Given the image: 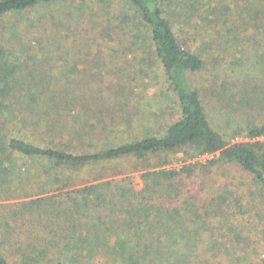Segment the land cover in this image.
I'll list each match as a JSON object with an SVG mask.
<instances>
[{"label":"rangeland","instance_id":"rangeland-1","mask_svg":"<svg viewBox=\"0 0 264 264\" xmlns=\"http://www.w3.org/2000/svg\"><path fill=\"white\" fill-rule=\"evenodd\" d=\"M164 11L181 46L204 61L195 85L213 128L231 143L254 141L244 131L248 125L264 124V2L172 0ZM142 25L124 0H58L0 17V46L17 58L13 62L20 67L16 78L22 87L67 89L84 99L87 114L79 110L73 115L71 136L49 132L43 147L59 145L73 154H95L151 134L160 136L179 119L175 94ZM214 157H195L190 149L151 163L130 158L46 170L48 175H60L55 186L44 182L48 175L39 165L31 183L21 184V194L33 192L34 199L62 195L58 206H47L52 242L40 245L54 258L66 264H125L99 254L92 259L76 257L80 248L86 255L91 245L79 247V235L96 239L104 226L91 228L98 217L79 216L73 191L124 177L141 191L144 166L165 161L171 163L167 169L193 166L181 200L188 219L185 232L197 239L193 264H264V193L233 163L203 167ZM17 164L24 168L23 161ZM226 184L232 193L230 204L219 209L213 198ZM47 233L37 228L31 240ZM246 236L255 237V250ZM96 248L97 253L107 250L100 244Z\"/></svg>","mask_w":264,"mask_h":264},{"label":"trees","instance_id":"trees-1","mask_svg":"<svg viewBox=\"0 0 264 264\" xmlns=\"http://www.w3.org/2000/svg\"><path fill=\"white\" fill-rule=\"evenodd\" d=\"M56 1L0 0V17ZM124 1L148 29L154 56L175 94L179 119L169 124L160 136L151 134L95 154H73L59 145L43 147L41 142L49 132L71 136L73 115L79 110L87 114L82 94L76 95L67 89L22 87L16 78L20 67L13 62L17 58H13V51L0 46V264H66L63 259L54 258L53 252L40 248L53 238L47 206H58L62 195L34 199L33 192L21 194V190L24 191L21 184L25 180L30 182L39 165L47 174L46 170L57 167H84L120 159L151 163L154 159L193 149L195 157L215 155L203 167L233 163L251 176L264 193V141L256 140L264 137V124L247 126L245 136L254 140L249 142L231 143L217 132L195 85V76L204 69V61L181 46L171 19L164 11V5L172 0ZM18 160L23 161L24 168L17 164ZM170 164L165 161L144 166L141 191L134 189L130 177L73 191L72 199L79 216L98 217L91 228L104 226L102 235L95 236L96 239L79 235V247L87 242L91 245L86 255L81 248L77 250L76 257L92 259L99 254L125 264H193V246L197 239L194 233L185 232L188 219L183 216L181 200L185 198L187 178L193 175L194 167L165 168ZM59 176L58 173L48 175L44 182L55 186L61 182ZM228 186L226 184L225 190L213 198L219 209L230 204L232 193L227 190ZM29 197L33 199L26 200ZM215 213L220 214L218 210ZM37 228L48 233L44 238L38 236L37 241L31 240L30 235ZM246 237L255 250V237ZM238 239L241 240V236ZM99 244L107 250L97 253ZM11 247L16 248L14 252L8 251Z\"/></svg>","mask_w":264,"mask_h":264}]
</instances>
